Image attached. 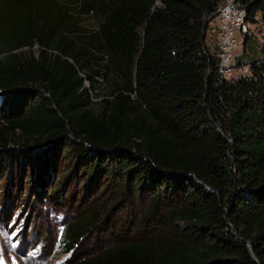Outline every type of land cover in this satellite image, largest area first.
I'll use <instances>...</instances> for the list:
<instances>
[{
  "label": "trees",
  "instance_id": "1",
  "mask_svg": "<svg viewBox=\"0 0 264 264\" xmlns=\"http://www.w3.org/2000/svg\"><path fill=\"white\" fill-rule=\"evenodd\" d=\"M238 1L264 23V0ZM217 2L0 0V165L39 183L65 145L92 177L114 169L122 185L62 227L67 253L124 189L137 204L131 235L63 264H264V36L235 57L248 75L221 80ZM69 6L97 23L76 45Z\"/></svg>",
  "mask_w": 264,
  "mask_h": 264
},
{
  "label": "rangeland",
  "instance_id": "2",
  "mask_svg": "<svg viewBox=\"0 0 264 264\" xmlns=\"http://www.w3.org/2000/svg\"><path fill=\"white\" fill-rule=\"evenodd\" d=\"M47 5L43 4L44 7ZM67 13L66 20L71 23L69 31L75 34L72 39L76 45L86 40L80 37L94 30L97 23L71 6ZM255 19V23H249L247 38L236 37L235 62L245 39L252 47H257L262 41L264 23L257 13ZM215 23L213 17L204 31V41L210 50L215 49L216 44ZM31 50L36 55L38 46L34 45ZM96 80L103 83L100 76H96ZM85 87L89 88L87 83ZM90 99L95 100L93 97ZM9 146V150L20 154L15 144ZM80 146L87 148L84 144ZM66 147L64 145L60 149V158L53 170H49L51 166L48 164L36 163L39 165L37 175L42 179L39 183L30 165L18 166L17 162L0 165V264H63L111 244L118 238V232L121 237L133 232L135 222L132 219L135 218L132 216L137 204L132 190L130 193L127 188L111 202L106 213L95 216V225L80 238L70 253L62 250V227L79 215V211L85 210L91 201L108 195L114 184L122 185L120 178L112 174L114 169L103 176L97 174L92 177L91 164L78 162L79 154ZM44 245L46 248L42 249Z\"/></svg>",
  "mask_w": 264,
  "mask_h": 264
},
{
  "label": "built area",
  "instance_id": "3",
  "mask_svg": "<svg viewBox=\"0 0 264 264\" xmlns=\"http://www.w3.org/2000/svg\"><path fill=\"white\" fill-rule=\"evenodd\" d=\"M215 45L217 61L216 72L221 80L232 81L248 75L247 65H236L234 50L237 39L245 33L249 23L246 9L238 0H218L214 9Z\"/></svg>",
  "mask_w": 264,
  "mask_h": 264
},
{
  "label": "water",
  "instance_id": "4",
  "mask_svg": "<svg viewBox=\"0 0 264 264\" xmlns=\"http://www.w3.org/2000/svg\"><path fill=\"white\" fill-rule=\"evenodd\" d=\"M246 246H247V248H248L249 256H250L251 260L255 261V258L253 257V254H252V252L250 251L249 245L246 244Z\"/></svg>",
  "mask_w": 264,
  "mask_h": 264
}]
</instances>
